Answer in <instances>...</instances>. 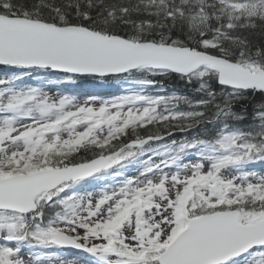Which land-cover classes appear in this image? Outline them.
Returning <instances> with one entry per match:
<instances>
[{
  "label": "snow or ice",
  "instance_id": "6c2138e0",
  "mask_svg": "<svg viewBox=\"0 0 264 264\" xmlns=\"http://www.w3.org/2000/svg\"><path fill=\"white\" fill-rule=\"evenodd\" d=\"M0 264H264V0H0Z\"/></svg>",
  "mask_w": 264,
  "mask_h": 264
},
{
  "label": "trees",
  "instance_id": "16d2710c",
  "mask_svg": "<svg viewBox=\"0 0 264 264\" xmlns=\"http://www.w3.org/2000/svg\"><path fill=\"white\" fill-rule=\"evenodd\" d=\"M169 89H170V90L175 89V90H177V91H186V90L183 88L182 85H174V84H170V85H169ZM105 94H107V93H105ZM116 94H118V93H116Z\"/></svg>",
  "mask_w": 264,
  "mask_h": 264
},
{
  "label": "rangeland",
  "instance_id": "374dc122",
  "mask_svg": "<svg viewBox=\"0 0 264 264\" xmlns=\"http://www.w3.org/2000/svg\"><path fill=\"white\" fill-rule=\"evenodd\" d=\"M83 99V98H82Z\"/></svg>",
  "mask_w": 264,
  "mask_h": 264
}]
</instances>
